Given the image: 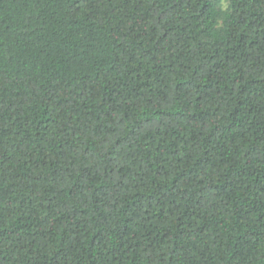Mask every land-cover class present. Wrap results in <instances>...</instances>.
Segmentation results:
<instances>
[{"label": "trees", "instance_id": "16d2710c", "mask_svg": "<svg viewBox=\"0 0 264 264\" xmlns=\"http://www.w3.org/2000/svg\"><path fill=\"white\" fill-rule=\"evenodd\" d=\"M0 264H264V0H0Z\"/></svg>", "mask_w": 264, "mask_h": 264}]
</instances>
